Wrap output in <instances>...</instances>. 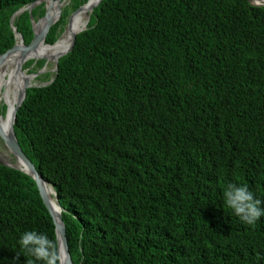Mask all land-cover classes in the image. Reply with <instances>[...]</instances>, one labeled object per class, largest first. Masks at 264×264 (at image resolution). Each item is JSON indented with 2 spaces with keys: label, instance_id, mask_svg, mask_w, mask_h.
<instances>
[{
  "label": "trees",
  "instance_id": "obj_1",
  "mask_svg": "<svg viewBox=\"0 0 264 264\" xmlns=\"http://www.w3.org/2000/svg\"><path fill=\"white\" fill-rule=\"evenodd\" d=\"M37 1L0 0V55ZM87 1L70 0L45 45ZM45 14L15 17L24 46ZM14 131L64 208L74 264H264V217L244 224L221 196L241 182L264 199V7L103 0L53 81L27 89ZM30 229L57 238L34 179L0 164V264H26Z\"/></svg>",
  "mask_w": 264,
  "mask_h": 264
},
{
  "label": "water",
  "instance_id": "obj_2",
  "mask_svg": "<svg viewBox=\"0 0 264 264\" xmlns=\"http://www.w3.org/2000/svg\"><path fill=\"white\" fill-rule=\"evenodd\" d=\"M102 1L103 0H97V2L94 4V6L89 9V20H90L91 14L93 13V10ZM248 1L253 6L264 7V0H248ZM43 2H44V0H39V1L35 2V3H33V4H30L29 6L23 8V9L18 10L16 13H14V15L11 18V26H12L14 32H15L16 44H15V46L13 48H11L10 50H8L4 54L0 55V61L3 58H5V57L9 56L10 54L14 53L18 49L17 48V44H19L20 48H22L23 50L30 49V47L32 46V44H33V42L35 40V37H34L32 43L30 45L24 46L22 37L17 33L16 28L13 25L14 19H15V17H17L18 15H20L21 13H23V12H25L27 10L31 12L32 9L35 6H37V5H39V4L43 3ZM84 6L85 5H83L82 7H80L78 10H76L69 17V21H68L67 26L70 24V21L73 18V16H75L77 13H79L80 11H82L84 9ZM47 14H48V11L46 10L45 16L39 22H37V23L36 22H33V29H34V31H35V26L37 24H39L42 20H44ZM60 17H61V11H60V14L58 16V19L55 22H53L52 24H50L49 26H47V27H45L43 29V31H42V38L44 39V41H45V39L47 37V34H48L49 30L60 19ZM86 29L87 28L83 29L82 31H84ZM65 31L66 30H64L63 34L65 33ZM82 31H80V32H82ZM79 33H76V34H73L72 35V37H71V44H70V46L68 47V49L65 52H63L62 54H60L57 57H54L55 73L58 70V62H59V59L61 57L65 56V55H67L72 50V48L74 47V44H75L76 36ZM35 36H36V33H35ZM30 60H34L35 63L37 61H39V60H45L46 62H48L47 61L48 58H39V59H30ZM53 79L49 83H51L53 81ZM31 87H38V86L25 85L22 88V90L18 92V97H17V100L15 102V107H14V109L11 112L10 124H9V128H8V132L7 133H4L1 130V128H0V139H1L2 143H3V145L9 150V152L11 153V155L16 160H18L19 162H21L26 167L27 170L25 171V170L17 167L16 165L9 164V163H5V162H1V161H0V164L1 165L8 166V167H11V168H14V169L21 170V171H23L24 173H26L27 175H29L30 177H32L34 179V181L36 182V184L38 186V189H39L41 198H42V200H43V202H44L47 210L49 211L51 217L53 218V222L55 224V229H56V235H57V237L60 238L59 239V244H60V247H61L62 252H63V260H62L63 261V264H74L73 263V260H72V257H71L70 250H69V245H68V240H67V233H66V227H65V224H64V221H63V218H62V212L64 211V208L61 206V203H60V201H59V199H58V197L56 195V192H55L54 188L40 175L39 171L37 170V168L35 167V165L33 164V162L28 158V156L22 150V148H21V146H20V144H19V142L17 140V137L15 135V131H14V124H15V120H16L17 110L19 109V107L21 106V104L23 103V101L26 98L27 89H29ZM8 114H9V107L7 106V111H6L5 117H7ZM0 117H3V116L0 114ZM46 186H51L52 189H53V191H54L55 205H51L50 197H49V195L47 193ZM56 207H58L59 212H56L55 211L56 210L55 209Z\"/></svg>",
  "mask_w": 264,
  "mask_h": 264
},
{
  "label": "bare ground",
  "instance_id": "obj_3",
  "mask_svg": "<svg viewBox=\"0 0 264 264\" xmlns=\"http://www.w3.org/2000/svg\"><path fill=\"white\" fill-rule=\"evenodd\" d=\"M44 1L48 3L50 0H44ZM96 2L97 0H88L84 6V9L79 13H77L75 17L72 19V21H70V24L67 26L63 36L60 39H58V41L52 46H47V45H43V43L41 42V41L44 42V39L42 38V31L45 27L49 26L50 24H52L57 20L61 8L63 6L59 4V0L53 1L54 6L47 10L48 14L46 15L45 19L42 20L40 24H37L35 26L36 36L30 49L24 50V54L22 55V53L20 52V48L17 44L18 49L15 51V53H17V58L15 60L12 57L10 65L6 67L4 70L2 69V67H3V63H6L7 57L3 58L0 61V99L1 97L6 99V95L9 93L11 89L12 90L14 89V91L18 95V92L21 91L25 85H31V80L33 76L27 75L26 72L23 71V65L25 64V62H27L30 59H39L44 57L48 58V61L54 62V57H57L63 53V51L71 42L72 35L79 33L83 29L87 28V26H85L84 24V21L87 20V18L89 19V9L93 7ZM49 17H51V19H49ZM45 46L51 47V49H49L50 51H47ZM16 100L17 97L11 101L7 100L8 104L9 103L11 104V105L9 104V114L7 117H0V128L4 133L8 132V128L10 124V116L12 110L15 107ZM4 148L5 150L0 154V160H2L5 163L16 165L17 167L26 171L27 170L26 167L18 160L15 159V161L12 162V158L7 155L8 153L10 154L9 150L5 146ZM46 190L50 197L51 205H55V196L52 187L46 186ZM55 209L56 212H59L58 207H56ZM62 260H63V252H62Z\"/></svg>",
  "mask_w": 264,
  "mask_h": 264
},
{
  "label": "clouds",
  "instance_id": "obj_4",
  "mask_svg": "<svg viewBox=\"0 0 264 264\" xmlns=\"http://www.w3.org/2000/svg\"><path fill=\"white\" fill-rule=\"evenodd\" d=\"M223 203L244 224L254 225L264 217V199L258 197L247 183L228 182L221 190ZM59 237L30 229L18 239L26 264H63Z\"/></svg>",
  "mask_w": 264,
  "mask_h": 264
},
{
  "label": "rangeland",
  "instance_id": "obj_5",
  "mask_svg": "<svg viewBox=\"0 0 264 264\" xmlns=\"http://www.w3.org/2000/svg\"><path fill=\"white\" fill-rule=\"evenodd\" d=\"M52 1H55V0H52ZM69 2H70V0H59V4L63 5L62 8H61V14L63 12V9L69 4ZM43 3H45L46 10H47L46 2L44 1ZM74 17L75 16H73V18ZM72 19H71V21H72ZM88 22H89V19L87 18V20L84 21L85 26H88ZM66 28H67V26L65 27V30H66ZM62 36H63V34L61 35V37ZM41 42L43 43V45H45L43 41H41ZM45 48H46L47 51H50L47 46H45ZM16 58H17V53H15V58L14 59L16 60ZM28 61H30V60H28ZM27 62H25V64L23 65V70L26 72L27 75L33 76L32 80H31V85H33V86H45L46 84H48L54 78V75H55V64H54V62H51V61L46 62L45 61L44 67L42 69H38L36 71H33L34 70V66H32L30 68H27V69H24V66L26 65ZM16 97H18V95L16 94L14 89L13 90L11 89L9 91V93L6 95V99L1 97V99H0V109L4 105L9 107L10 103L8 104L7 100L11 101V100H13ZM3 117H5V116H3ZM4 150H5V148H4L3 143H2V141L0 139V154ZM7 155L12 158V162L15 161V158L11 155V153L10 154L8 153ZM0 161L3 162L2 160H0Z\"/></svg>",
  "mask_w": 264,
  "mask_h": 264
}]
</instances>
